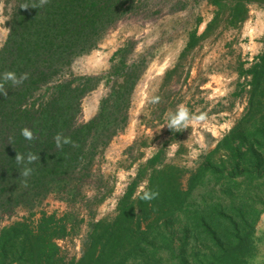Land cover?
<instances>
[{
	"label": "rangeland",
	"instance_id": "obj_1",
	"mask_svg": "<svg viewBox=\"0 0 264 264\" xmlns=\"http://www.w3.org/2000/svg\"><path fill=\"white\" fill-rule=\"evenodd\" d=\"M13 2L0 0V49L9 34ZM249 8L247 19L237 26L227 24V9L222 10L220 20L207 30L218 11L211 0H141L137 12L123 16L95 49L77 56L74 75L104 76L114 64V53L128 49L127 63L142 69L129 123L97 159L81 195L72 199L53 193L32 208L19 205L10 211L0 206V231L18 221L37 231L44 213H55L67 226V234L55 239L59 263L78 261L90 245L93 225L115 219L141 166L160 152L158 161L179 169L188 196L180 212L153 224L149 239L154 248L146 254L150 264H179V256L188 264L211 261L219 249L200 226L201 218L225 245L249 232L251 252L242 264H263L264 87L253 96L248 70L264 53V2ZM194 31L204 37L182 59ZM111 86L104 79L82 99L80 122L98 113ZM180 106L203 119L179 131L168 127ZM208 162L222 173L207 169L194 179ZM150 172L134 197L147 187Z\"/></svg>",
	"mask_w": 264,
	"mask_h": 264
},
{
	"label": "trees",
	"instance_id": "obj_2",
	"mask_svg": "<svg viewBox=\"0 0 264 264\" xmlns=\"http://www.w3.org/2000/svg\"><path fill=\"white\" fill-rule=\"evenodd\" d=\"M12 2L9 34L0 49V74L28 73V79L20 85L5 82L7 94H0V206L4 211L19 205L32 208L53 193L72 199L81 195L97 159L127 127L132 95L142 75L137 63H127V48L114 53V64L104 76H76L71 70L74 59L95 49L123 16L137 12L141 0ZM253 2L264 0H211L218 11L207 30L220 20L225 9L227 24L243 23ZM202 37L197 31L191 34L182 59ZM258 59L248 70L253 96L264 87V53ZM104 79L112 86L98 113L80 122L82 99ZM25 127L34 132L31 141L21 135ZM57 133L70 137L72 143L57 148ZM17 153L25 156L23 162L15 159ZM28 154H36L38 159L29 164ZM160 155L141 166L118 204V215L113 221L95 223L89 247L78 261L68 264H129L130 259L135 264L139 258L142 264H150L146 254L150 246L154 248L149 239L153 224L180 212L188 196L181 188L179 169L158 161ZM25 167L33 170L28 177L21 173ZM207 169L222 173L208 162L193 178ZM147 170L151 172L146 188L159 193L151 201L134 197ZM200 226L219 249L211 261L201 264H242L251 252L249 232L236 236L235 244L225 245L206 219L201 218ZM66 234V224L59 223L55 213H44L37 231L18 221L0 231V264L15 260L21 264H60L55 239ZM179 260V264H188L182 256Z\"/></svg>",
	"mask_w": 264,
	"mask_h": 264
},
{
	"label": "clouds",
	"instance_id": "obj_3",
	"mask_svg": "<svg viewBox=\"0 0 264 264\" xmlns=\"http://www.w3.org/2000/svg\"><path fill=\"white\" fill-rule=\"evenodd\" d=\"M47 2V0H42V3ZM26 79H28V73H22L19 76L13 71H7L0 74V94H7V90L4 88L5 82H11L13 85H20ZM159 98L156 97L153 99V103L158 102ZM203 116H194L189 108L186 106H180L178 109L172 114L168 123L166 124L168 127L179 131L180 129H186L190 126L193 121L202 120ZM21 135L26 139L31 141L34 138V132L29 128L25 127L21 129ZM57 148H61L64 144L72 143L70 137H64L62 133H57L54 137ZM170 147V146H169ZM18 162H23L25 160V156L23 154L17 153L16 158ZM38 156L36 154H28L27 162L30 164L33 161L37 160ZM33 170L29 167H25L23 169L22 176L28 177ZM139 198L144 201H151L155 199L159 193L158 191H154L151 189H147L146 186H142L141 191L137 193Z\"/></svg>",
	"mask_w": 264,
	"mask_h": 264
},
{
	"label": "built area",
	"instance_id": "obj_4",
	"mask_svg": "<svg viewBox=\"0 0 264 264\" xmlns=\"http://www.w3.org/2000/svg\"><path fill=\"white\" fill-rule=\"evenodd\" d=\"M264 264V263H263Z\"/></svg>",
	"mask_w": 264,
	"mask_h": 264
}]
</instances>
